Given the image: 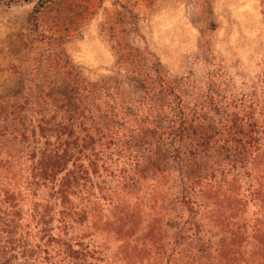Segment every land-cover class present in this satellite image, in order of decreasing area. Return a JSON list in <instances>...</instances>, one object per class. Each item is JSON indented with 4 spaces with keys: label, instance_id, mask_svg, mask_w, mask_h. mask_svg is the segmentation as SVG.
I'll use <instances>...</instances> for the list:
<instances>
[{
    "label": "trees",
    "instance_id": "obj_1",
    "mask_svg": "<svg viewBox=\"0 0 264 264\" xmlns=\"http://www.w3.org/2000/svg\"><path fill=\"white\" fill-rule=\"evenodd\" d=\"M116 4L107 30L125 87L82 77L62 49L67 26L45 35L59 51L1 110L20 153L0 177V264H99L109 255L264 264V103L236 100L220 80L223 109L210 116L196 90L181 95L160 73L154 53L124 42L136 16Z\"/></svg>",
    "mask_w": 264,
    "mask_h": 264
},
{
    "label": "rangeland",
    "instance_id": "obj_2",
    "mask_svg": "<svg viewBox=\"0 0 264 264\" xmlns=\"http://www.w3.org/2000/svg\"><path fill=\"white\" fill-rule=\"evenodd\" d=\"M36 2L0 0V118L6 103L22 96L35 68L59 51L45 35L67 26L71 35L62 40V49L82 77L93 84L119 78L125 87L107 30L117 2L132 5L136 16L124 42L154 53L160 73L181 95L196 90L210 116L223 109L220 80L236 100L256 103L255 108L264 103V0H50L34 13ZM216 74L214 82L210 75ZM19 149L0 127V177H9L3 169L8 162L17 167ZM3 183L6 187L9 179ZM106 245L111 247L107 253L115 252L112 239ZM109 256L111 262L98 263L124 264ZM54 261L43 258L40 264Z\"/></svg>",
    "mask_w": 264,
    "mask_h": 264
}]
</instances>
